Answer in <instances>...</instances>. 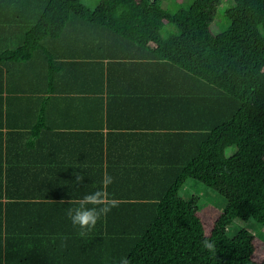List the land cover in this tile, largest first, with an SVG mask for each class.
<instances>
[{
  "label": "trees",
  "instance_id": "1",
  "mask_svg": "<svg viewBox=\"0 0 264 264\" xmlns=\"http://www.w3.org/2000/svg\"><path fill=\"white\" fill-rule=\"evenodd\" d=\"M223 1L171 9L100 0L92 9L81 0H0V264H264L252 258L249 228L228 236L235 219L264 225V0H227L228 25L214 33ZM126 62L159 66L170 81L165 101L183 107L178 118L190 131L122 139L119 124L87 107L76 111L98 131L72 126L75 103L103 104L111 71ZM28 91L43 103L37 120L13 123L5 103ZM106 175L111 211L81 236L66 209ZM190 178L226 198L209 234L197 198L180 194Z\"/></svg>",
  "mask_w": 264,
  "mask_h": 264
},
{
  "label": "crops",
  "instance_id": "2",
  "mask_svg": "<svg viewBox=\"0 0 264 264\" xmlns=\"http://www.w3.org/2000/svg\"><path fill=\"white\" fill-rule=\"evenodd\" d=\"M151 65V63H145L141 66L140 64L132 65L130 62L116 64L117 67L121 66L123 70L131 69L130 67L136 70L122 74V69H113L111 71L113 78L110 80L111 94H106L103 104L96 101H78L75 103L68 116L72 126L84 132L98 131L97 123L91 120L90 116L85 114L86 112L81 111L87 107L90 110H95V113L103 114L107 119L111 118L113 123L119 124L120 127L113 130L120 133L122 139L140 142V139L147 137L148 133L151 132L175 134L176 132L190 131L191 126L182 123L181 118H178V116L182 117V110L180 113L178 109H183V107L173 104L174 101H165L170 97L167 95L169 91L167 85L170 81L165 76L159 77L163 75L159 66ZM43 86L46 90L45 93H48L47 89L50 88L48 82ZM97 88V84L91 85V89ZM54 93L57 94L56 91H51V94L54 95ZM21 96H24L22 101L6 102L8 111L4 113L11 116L13 123L33 124L37 120V114L40 113L39 110L43 107V103L32 100V98L37 99L39 96L34 91H28ZM78 107L83 108L76 111ZM108 131L109 129L105 127L104 132ZM147 153L148 155L151 154L149 152L145 154Z\"/></svg>",
  "mask_w": 264,
  "mask_h": 264
},
{
  "label": "rangeland",
  "instance_id": "3",
  "mask_svg": "<svg viewBox=\"0 0 264 264\" xmlns=\"http://www.w3.org/2000/svg\"><path fill=\"white\" fill-rule=\"evenodd\" d=\"M83 3L94 9L99 4L100 0H81ZM163 5L167 8L178 9L180 7H188L193 0H162ZM228 4L227 0H224L221 5L218 6L216 16L211 23V30L214 33H219L225 30L228 25V19L225 12V7ZM166 26L173 31H178V28L166 21ZM264 77V74H263ZM236 146H230L226 149V156L230 157L236 152ZM180 194L185 199L197 198L194 206L196 207L197 216L199 217L202 226L206 233H211L217 219L223 212L226 206V198L217 190L206 186L199 180L188 179ZM242 228H249L254 233L255 250L252 254V258L256 261L264 259V225L250 218L247 220L235 219L228 229V236H235Z\"/></svg>",
  "mask_w": 264,
  "mask_h": 264
},
{
  "label": "clouds",
  "instance_id": "4",
  "mask_svg": "<svg viewBox=\"0 0 264 264\" xmlns=\"http://www.w3.org/2000/svg\"><path fill=\"white\" fill-rule=\"evenodd\" d=\"M83 179V176L78 173L76 174L75 181L81 183ZM112 182L113 177L106 175L102 180L101 188L85 194L80 198L77 206L66 209V216L72 226L78 229L79 235H86L87 232L95 228L103 215H106L107 212L111 211V207L105 204V192L103 186L109 185ZM203 246L208 250L214 248V244L207 239L203 241ZM119 264H131V262L127 258H121Z\"/></svg>",
  "mask_w": 264,
  "mask_h": 264
}]
</instances>
